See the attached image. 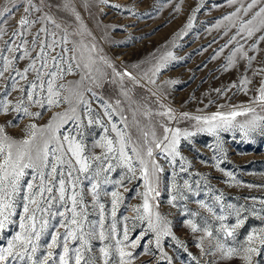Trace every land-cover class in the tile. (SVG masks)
I'll list each match as a JSON object with an SVG mask.
<instances>
[{"label":"snow or ice","instance_id":"6c2138e0","mask_svg":"<svg viewBox=\"0 0 264 264\" xmlns=\"http://www.w3.org/2000/svg\"><path fill=\"white\" fill-rule=\"evenodd\" d=\"M101 2L106 4L107 0ZM229 3L238 6L232 13L224 16L222 21L217 22L218 24L228 22L225 35L235 29L224 46L236 42V46L227 58L224 70L233 68L238 60L246 61L245 72L251 70L253 77L261 78L256 89L257 95L252 103L264 107V67L253 69L252 62L256 57L249 55L250 51L264 52V49L259 48V44L264 42V0H248L246 4L241 3L240 0H229ZM68 6L70 0H66L65 7ZM18 7L13 5L0 11V23H7L8 18ZM33 11L39 13L41 8L33 5L32 0H28V6L24 7L25 15L17 21L16 28L7 40L4 36L8 33L0 29V43L3 44L0 48V81L4 83V91L0 93V116L14 117L12 121L0 125V239L3 238L8 226L16 223L14 218L18 215L17 199L23 201V214L19 215V231L7 240L6 247H0V264H16V262L19 264H134L137 259L134 250L141 246L144 234L132 238L127 224L118 230L116 222L117 211L124 200L121 189L124 192L129 191L127 184L134 179L142 180L144 190L137 193L142 202L133 207V220L147 222L148 231L154 233L156 249L161 251L162 258L167 264H171V259L163 253L162 239L171 237L185 251L187 246L177 239L170 227V221L157 210L159 205L156 198L161 194L159 185L161 174L165 169L158 162L159 158L154 157V151L158 149L163 154L162 158L173 167L176 166L179 158L180 171L185 172L187 162L179 151L181 140H187L196 133L182 132L179 128H171L161 123L160 127L163 131L160 137H157L155 131H145L140 144L134 145L128 131L127 117L118 107L120 101L113 105L98 96L93 88L81 90L85 78L97 84L104 75L100 65L113 67L107 57L101 54L95 43L90 47L81 43L80 48H87L89 52L87 62L82 63L84 57L82 52L77 55L78 49L75 46L77 42H72L74 44L72 48L65 47L70 43L67 34L57 40L53 32L49 41L46 27H37L35 32H32V28L41 20H51L47 15L31 18ZM195 11H200V8L197 7ZM193 18L189 19L187 28L192 27ZM76 19H80L78 14ZM56 27L59 28L60 25L57 24ZM238 37L246 41L251 40L252 43L246 49L237 39ZM58 47L59 52H57ZM223 50L220 49L221 52ZM92 53L96 55L93 56ZM215 58L214 56L213 59ZM169 59H174L171 52L155 66L152 75L156 76ZM20 61L25 62L23 67L20 66ZM261 63L264 64V59ZM73 64L75 68L84 70L85 75L81 76L80 81L65 83V77L74 73ZM113 72L121 81L127 77L134 83H139L128 71L121 73L113 68ZM150 82L154 84L155 80L151 79ZM167 83L175 84L176 81ZM251 83L252 79L244 74L239 84L233 83L231 88H239L247 94ZM13 92L19 95L9 98ZM217 92L220 90L218 89ZM86 93H90L93 99L99 101V105L103 108L102 113L93 109ZM124 95L127 96V92H124ZM61 105H67L65 111L56 113L46 125L38 126L34 122L42 118V111H33V108L50 111ZM160 107L164 110L157 113L158 115L169 120L175 119L173 109L164 104H160ZM238 107L242 110L190 118L195 120L197 125H202L197 129L198 131L216 134L218 130H230L235 127L236 117L255 112V108L252 107L244 108L242 105ZM117 114L120 123L124 124L123 128L114 121ZM144 115L151 117L153 113L146 111ZM182 115L188 118L187 113ZM24 118L32 122L22 129L23 138L14 139L7 133V125L16 126L14 121ZM68 120L74 122L75 134L70 132L67 135H58L60 127ZM93 125L99 126L103 132V135L92 145V149L97 147L101 149L99 154L90 150L85 142V130ZM239 128L244 135L258 128L264 132V118L253 116L250 121L240 124ZM188 166L190 167V164ZM118 168L125 171L118 174L117 179H111L110 174L116 172ZM27 169L33 170V182L22 183ZM228 175L231 176V173ZM175 176L176 173L173 171L171 190L174 194L169 200L173 208L177 207L178 199H188L175 182ZM82 177L90 182L89 191L93 207L98 209V225L88 220V206L83 193L78 191ZM36 181L38 183H35ZM109 184L115 185V190L104 191L102 185ZM183 190L194 196L199 195L188 180H184ZM102 193L111 197L110 213H106L105 204L100 202ZM214 200L219 204V213L205 201H196L199 208L212 217L211 220L202 217L201 222H197L192 217L198 216L199 213L185 209L189 217L185 224L190 232L197 236L196 247L202 257H211L207 264H236L237 261L238 264H264V215L258 216L261 225L251 228L241 241L238 239L239 230L244 228L248 219L243 215L247 209L225 204L223 193L216 195ZM260 204L264 205V200H260ZM61 207L63 211L60 210ZM253 212L255 213V209ZM233 213L234 223L226 222ZM109 215L111 223L106 229L105 223ZM57 217L60 219L57 220ZM53 220L56 221L55 224L51 223ZM216 224L218 226H215ZM60 228L64 231L60 232ZM49 229L52 231L49 232ZM46 232H49L50 243L46 244V254L38 256L41 237ZM93 240L102 242L99 255L94 254L91 243ZM148 243L152 244V241ZM57 249L60 251L57 252ZM144 254L153 253L150 249H145ZM192 259L196 264H200L199 258L193 256Z\"/></svg>","mask_w":264,"mask_h":264},{"label":"rangeland","instance_id":"374dc122","mask_svg":"<svg viewBox=\"0 0 264 264\" xmlns=\"http://www.w3.org/2000/svg\"><path fill=\"white\" fill-rule=\"evenodd\" d=\"M240 2L246 4L248 0H240ZM32 3L40 7L41 11L39 13L33 11L31 18L36 19L45 15L51 17L50 21L41 20L32 28V32H35L37 27H46L49 41L52 39L53 32L57 40L67 34L70 43L65 47L72 48L74 46L72 42H77L75 44L78 49L77 55L79 56L82 52L84 57L82 63L87 62L89 52L87 48L81 49L80 44L90 47L92 43H95L101 50V54L106 56L113 65L112 68L100 65L104 75L97 81L99 86L85 78L81 90L93 88L98 96L113 105L120 101L118 107L127 117L128 131L134 145L140 144L145 131H155L157 137H160L163 131L160 127L161 123L171 128H179L182 132L196 133L187 140H181L179 151L187 162L185 172L180 171L179 158L176 166L173 167L162 158L163 154L158 149L154 151V157L159 158L158 162L165 169L161 174L159 185L161 194L156 198L159 205L157 210L170 221V227L177 239L187 246L185 251L171 237L162 239L163 253L171 259V264H196V261L192 259L193 256L200 259V264H207V261L211 259V257L201 256L196 247L197 236H194L185 224L189 218L185 209L199 213L198 216L192 217L197 222H201L202 217L212 219L206 211L199 208L196 203L198 200L212 205L219 213V204L214 197L223 193L225 204L247 209L243 215L248 219L244 228L239 230L238 239L241 241L251 228L261 225L262 222L258 216L264 215V211H261L264 205L260 204V200H264V132L258 128L244 135L239 128L240 124L250 121L253 116L264 118V107L252 103L257 95L256 89L259 87L261 78L253 77L251 70L245 72L246 61L244 60H238L233 68L224 70L227 58L236 46V42L227 47L224 46L234 34L235 29L225 35L228 22L217 23L222 21L224 16L232 13L238 5L230 4L229 0H107L106 4L101 0H70L68 7H65L66 0H32ZM13 5H18V9L8 18L7 23H0V29L8 33L4 36L5 40L16 28L17 21L25 15L24 7L28 6V0H0V11ZM197 7L200 8L198 12L195 11ZM177 8L180 10L177 11ZM77 14L80 17L79 20L76 19ZM190 18H193L192 27L187 28ZM57 24L60 25L59 28L56 27ZM237 39L245 45L246 49L252 43L251 40L246 41L240 37ZM17 43H19L18 39ZM2 47L3 44L0 43V48ZM221 48L224 49L222 52ZM259 48L264 49V42L259 44ZM59 51L58 47L57 52ZM169 52L174 59H169L161 71L153 76L155 66L161 63L162 58ZM92 55L96 54L92 53ZM249 55L256 57L252 62L253 69L264 67L261 63L264 52L250 51ZM214 56L215 59H213ZM24 65L25 62L20 61V66ZM73 67L74 73L65 77V83L80 81L81 76L85 75L84 70L75 68V64ZM113 68L117 72L132 73L139 83H134L127 77L121 81L114 75ZM244 74L252 79L247 94L239 88H231L233 83L239 84ZM151 79L155 80L154 84L150 82ZM168 81H176V83H167ZM218 89L220 92H217ZM3 91L4 83L0 81V93ZM124 92H127V96ZM18 95L19 93L13 92L9 98ZM86 96L91 101L93 109L102 113L103 108L99 105V101L93 99L90 93H86ZM160 104L173 109L175 119L169 120L167 117L158 115L157 113L164 110ZM241 105L244 108H255V112L236 117L235 127L230 130H218L216 134L198 131L197 129L202 125H197L196 121L190 118L242 110L238 107ZM66 108L67 105L54 107L50 111L33 108V111H42V118L34 122L38 126H44L56 113H62ZM146 111H151L153 115L146 117L144 115ZM184 113L188 114V118L183 117ZM13 119V115L0 116V125ZM114 121L119 127H124V124L120 123L119 114L114 117ZM30 122L32 121L27 118L16 119L14 121L16 126L7 125V133L14 139H21L23 138L22 129ZM70 132L75 134V124L68 120L60 127L58 135H67ZM101 135L103 132L99 126L93 125L85 130V142L96 154H99L101 149L98 147L92 149V145ZM124 171L118 168L116 172L110 174V178L117 179L118 174ZM173 171L176 173L175 182L180 186L183 195L188 197L187 200L178 199L175 208L169 203L171 195L174 194L171 190ZM229 173L231 176L228 175ZM33 175V170L27 169L22 183L33 182ZM81 179L82 184L78 191L83 193L88 206V220L98 225V209L93 207L89 191L90 182L83 177ZM184 180H188L199 195L194 196L183 190ZM115 187L111 184L102 185L106 192L115 190ZM127 187L129 189L127 192L121 189L124 200L117 211L116 222L118 230L127 224L132 238L144 234L141 246L134 250L137 256L134 264H167V261L162 258L161 251L155 247L154 233L148 231L147 222L133 220L132 209L142 202L137 195L144 190L142 180L134 179L127 184ZM253 197L256 199H251ZM100 202L105 204L106 213H110L111 197L102 193ZM22 204V199L18 198L16 207L18 215L14 218L16 223L8 226L3 238L0 239V247H6L7 240L19 231V215L23 214ZM60 210L64 209L61 207ZM56 219L59 220L60 217ZM234 221L233 213L226 222L234 223ZM51 223L55 224L56 221L53 220ZM110 223L109 215L105 223L106 229ZM51 231L52 229H49V232ZM59 231L63 232L64 229L60 228ZM49 232L41 237L38 256L47 252L46 244L50 243ZM150 240L152 244L148 243ZM91 243L94 254L99 255V248L103 246L102 242L93 240ZM145 249H150L153 254H144ZM56 251L59 252L60 249Z\"/></svg>","mask_w":264,"mask_h":264}]
</instances>
